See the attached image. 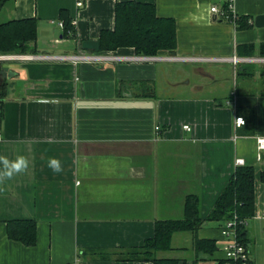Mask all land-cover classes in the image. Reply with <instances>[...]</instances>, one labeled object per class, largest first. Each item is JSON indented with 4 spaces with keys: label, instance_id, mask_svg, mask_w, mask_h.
<instances>
[{
    "label": "crops",
    "instance_id": "crops-1",
    "mask_svg": "<svg viewBox=\"0 0 264 264\" xmlns=\"http://www.w3.org/2000/svg\"><path fill=\"white\" fill-rule=\"evenodd\" d=\"M127 1L153 4L175 22L173 53L65 59L91 54L81 43L113 30L115 7ZM9 3L5 22L35 18L37 42L26 55L33 58L0 62V155L30 161L27 173L0 185V264H153L128 252L154 237L157 222L183 220L189 195L199 198L202 226L173 234L155 258L218 264L225 223L206 218L237 160L254 169L247 250L252 264H264V151L256 145L264 137V27L254 24L264 0H233V20L210 11L224 10L225 0H13L1 11ZM62 11L72 38L63 37ZM201 57L217 61L183 60ZM235 116L246 124L236 129ZM50 157L63 172L47 166ZM15 220L35 221V245L8 238ZM197 240L215 243L213 257L197 251Z\"/></svg>",
    "mask_w": 264,
    "mask_h": 264
},
{
    "label": "trees",
    "instance_id": "trees-1",
    "mask_svg": "<svg viewBox=\"0 0 264 264\" xmlns=\"http://www.w3.org/2000/svg\"><path fill=\"white\" fill-rule=\"evenodd\" d=\"M13 0H0V11ZM227 4H224V10ZM63 37L75 36L74 26L66 14L61 12ZM100 53L114 52L118 49H132L137 56L157 57L162 52L173 53L176 49L175 22L169 18L157 16L153 4L127 1L115 7V27L100 34ZM37 42V20L27 18L0 23V55H27L34 53ZM2 91V89H1ZM255 173L252 166H237L214 208L206 221L234 222L235 237L247 248V222L254 215ZM184 219L180 221H159L155 225V234L145 244L128 252V260L149 262L153 264H178L175 260L156 259L155 253L168 251L172 235L177 232L196 233L202 226L199 198L189 195L185 199ZM7 236L10 240L25 246L36 243V223L32 220H15L7 222ZM196 249L210 257L216 252L213 241L197 240ZM218 264H233L219 259ZM252 264L250 258L246 262Z\"/></svg>",
    "mask_w": 264,
    "mask_h": 264
},
{
    "label": "built area",
    "instance_id": "built-area-1",
    "mask_svg": "<svg viewBox=\"0 0 264 264\" xmlns=\"http://www.w3.org/2000/svg\"><path fill=\"white\" fill-rule=\"evenodd\" d=\"M225 3L227 4V9L225 10H219L218 7L214 6L211 7L210 11L211 13L219 16L223 19H232L235 16L233 15L232 11V5L233 0H225ZM80 5V4H79ZM233 20V19H232ZM60 27L63 28V24L60 23ZM33 57L26 56V55H0V62L3 61H20V60H26L31 59ZM65 59H68L70 61H73L74 63L78 62H88V63H108V62H115V61H129V60H147V61H156L165 59L162 57H126V56H117L112 55L108 53H91V54H83V55H76L72 57H67ZM183 60L188 61H201V62H214L217 61V59H210V58H183ZM233 64H236L241 61V59L237 57H232L228 59ZM249 60V59H248ZM255 60V59H254ZM257 61L264 62V59H257ZM246 124L245 119L241 116H235L234 118V127L236 129L243 127ZM183 129L185 131H190L191 128L188 125H184ZM160 128L158 126L155 127V131H159ZM256 145L258 151H264V137H258L256 139ZM243 164L242 160H237L236 165L241 166ZM222 237L224 239V245L222 246V251L225 256V260L229 262H233V264H236L237 262H246L249 260V253L246 247H244L241 243L238 242V240L235 237V229H234V222H227L225 223L223 229H222Z\"/></svg>",
    "mask_w": 264,
    "mask_h": 264
},
{
    "label": "clouds",
    "instance_id": "clouds-1",
    "mask_svg": "<svg viewBox=\"0 0 264 264\" xmlns=\"http://www.w3.org/2000/svg\"><path fill=\"white\" fill-rule=\"evenodd\" d=\"M4 142V138L0 137V143ZM47 166L54 173H61L64 170L62 162L56 157H50ZM29 167L30 161L24 155H16L15 158L0 155V185H4L7 181H11L15 177L27 173Z\"/></svg>",
    "mask_w": 264,
    "mask_h": 264
},
{
    "label": "water",
    "instance_id": "water-1",
    "mask_svg": "<svg viewBox=\"0 0 264 264\" xmlns=\"http://www.w3.org/2000/svg\"><path fill=\"white\" fill-rule=\"evenodd\" d=\"M256 27H264V15L257 16L254 22ZM81 50L89 53H99L100 43L97 40H86L81 43Z\"/></svg>",
    "mask_w": 264,
    "mask_h": 264
},
{
    "label": "rangeland",
    "instance_id": "rangeland-1",
    "mask_svg": "<svg viewBox=\"0 0 264 264\" xmlns=\"http://www.w3.org/2000/svg\"><path fill=\"white\" fill-rule=\"evenodd\" d=\"M11 6V4L9 3L7 6H6V9L4 8L2 11H1V13H0V22H5L7 19H5L6 17V11H8L7 10V8H9Z\"/></svg>",
    "mask_w": 264,
    "mask_h": 264
}]
</instances>
